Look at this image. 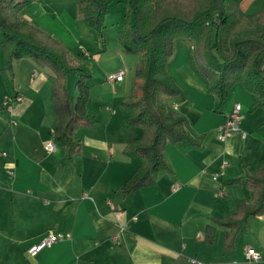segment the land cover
<instances>
[{"label":"crops","instance_id":"0c3cea01","mask_svg":"<svg viewBox=\"0 0 264 264\" xmlns=\"http://www.w3.org/2000/svg\"><path fill=\"white\" fill-rule=\"evenodd\" d=\"M261 4L242 0L240 8L253 15ZM20 17L66 49L80 20L76 0H33ZM122 22L123 16L109 36L117 40L118 63L105 70L106 75L123 70L121 84L129 61L118 43ZM189 48L187 41L176 42L168 72L182 92L164 102L172 115L184 118L194 143L167 144L163 157L168 169L126 196L121 187L142 163L136 153L125 151L142 135L140 127L124 124L127 83L104 89L93 76L87 81L90 123L72 128L80 153L70 157L53 140L48 70L24 58L15 62L11 75L0 50V264H264V214L248 220L231 250L224 248L223 227L215 226L211 244L204 240L212 217L230 215L240 201H251L245 179L264 164V110L253 107L257 98L239 84L219 107L192 71ZM91 82L99 86L93 97ZM14 95L21 99L4 107L3 99ZM236 102L243 116L239 131L219 141L217 127ZM47 142L55 145L49 153ZM223 161L222 174L213 178ZM235 179L241 181L231 183ZM48 231L68 236L30 255L28 249ZM246 248L261 259H246Z\"/></svg>","mask_w":264,"mask_h":264},{"label":"trees","instance_id":"16d2710c","mask_svg":"<svg viewBox=\"0 0 264 264\" xmlns=\"http://www.w3.org/2000/svg\"><path fill=\"white\" fill-rule=\"evenodd\" d=\"M32 1L0 0L3 66L12 75L15 62L27 58L48 70L53 140L71 157L80 153L79 141L71 136L72 128L90 123L87 81L91 75L59 41L20 17L21 10ZM113 1L76 0L78 16L103 43L105 20ZM190 1L191 10L177 12L168 7L171 0H123L118 43L123 53L138 59L130 95L122 103L129 111L124 124L142 129L141 137L125 147L142 163L122 185L124 196L153 184L154 173L168 169L163 157L167 144L194 143L184 128V118L172 115L164 102V97L182 92L168 72L177 41L189 42V65L217 98L219 107L226 102L228 91L239 84L257 98L253 107L264 110V0L253 15L241 10L242 0ZM70 72L79 75L74 99L67 88ZM245 185L251 191V201H240L230 215L212 217V224L205 228L206 243L214 241L215 226H220L225 229L224 248L231 250L248 220L264 214V164L245 179Z\"/></svg>","mask_w":264,"mask_h":264},{"label":"rangeland","instance_id":"374dc122","mask_svg":"<svg viewBox=\"0 0 264 264\" xmlns=\"http://www.w3.org/2000/svg\"><path fill=\"white\" fill-rule=\"evenodd\" d=\"M192 5L193 3L190 0H171V3L168 7L177 12H188L189 10H191ZM109 11L111 12V14L106 20V25L108 27H106V31H104V43L99 40L98 35L95 32L91 31L88 25L81 18L74 27V30L76 32H72L71 34H69L68 41H66L68 44H66L68 51H70L72 57L75 58V61H77V63H80L79 65H81L82 70L85 73L93 76L95 82L99 83V85H101V88L104 89H112V86L106 83L107 75L105 70L112 68L118 63L119 54L117 53V40L111 42V39L109 38H112L111 33L116 31V29L112 30L114 29L113 27L116 28V22L122 19L123 0H114L109 6ZM109 23L110 25H108ZM79 46H82L87 52H89V54H91V56H93V58L88 60L87 58L83 57ZM92 53H100L101 57L96 59V56L94 58V55H92ZM124 55H126L125 57H128L129 61L126 63L127 71L124 82H122V84L127 83L126 86L131 91L134 70L138 59L137 56L133 54L124 53ZM78 76V74L70 72L67 79V88L71 93L73 99L76 96L75 82L77 81ZM119 83L115 85L114 89H117L118 86L122 85L121 83ZM90 85L93 97L99 86H95L94 82H91Z\"/></svg>","mask_w":264,"mask_h":264},{"label":"built area","instance_id":"2783aa9c","mask_svg":"<svg viewBox=\"0 0 264 264\" xmlns=\"http://www.w3.org/2000/svg\"><path fill=\"white\" fill-rule=\"evenodd\" d=\"M81 50L82 56L85 58H89L87 51L82 46H79ZM124 77V71L119 70L112 73H108L106 76V82L113 85L119 81H121ZM21 99L20 95L8 96L3 99L2 105L6 108H10V106ZM243 116L241 114V105L236 102L233 104L231 112L225 117L224 121L217 127V135L216 138L219 141H225L232 133L239 131V124L242 120ZM44 148L46 152H51L54 150L55 145L53 142H47L44 144ZM227 165V161H223L221 163L220 169L221 171L218 174L213 175V178H216L219 174H222V170ZM68 234L58 233L54 231H48L47 234L43 237V239L35 245H32L28 249V253L30 255H34L44 248H48L54 243L64 239ZM245 257L249 261H258L261 259V256L258 252L254 251L251 248L245 249ZM191 262L196 263V261L191 260Z\"/></svg>","mask_w":264,"mask_h":264}]
</instances>
